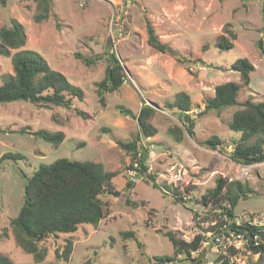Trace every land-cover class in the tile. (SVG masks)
I'll return each mask as SVG.
<instances>
[{
    "label": "rangeland",
    "instance_id": "374dc122",
    "mask_svg": "<svg viewBox=\"0 0 264 264\" xmlns=\"http://www.w3.org/2000/svg\"><path fill=\"white\" fill-rule=\"evenodd\" d=\"M263 1L247 0L243 6L241 0H51L50 15L41 22L33 21L37 0L0 2V27L17 19L26 35L23 48L37 52L84 93L82 100L73 99L71 108H44L29 101L0 103V156L6 152L24 156L0 158V254L16 264H163L155 258L174 255L169 232L178 240L190 241L197 234L207 238L200 248V264H218V254L228 245L237 249L232 262L264 264V256L250 253L235 237L212 243L204 230L216 218L197 203L216 177L240 180L253 193L235 207V221L264 226V161L240 164L228 156L238 135L228 127L232 112L245 99L264 101V54L257 46L261 39L264 48ZM147 23L174 55L148 44ZM225 26L235 38L233 47L222 51L216 43L220 35L227 36ZM107 51L122 63L126 80L118 89L104 92L101 103L96 87L104 76ZM14 52L0 55V84L12 73ZM80 56L99 58L86 65ZM241 57L254 69L249 83L239 88L238 104L202 112L203 99L213 94L216 84L239 83V73L230 65ZM179 92L190 96L193 138L171 106ZM142 101L155 110L150 122L156 132L148 138L139 134L133 117L120 111L136 114ZM73 108L82 110L85 118ZM170 127L176 128L175 135L168 133ZM38 129L63 131L65 137L55 147L29 133ZM178 133L180 140L175 138ZM213 135L223 140L221 147L202 144ZM135 141L147 149V169L131 175L133 153L120 143ZM59 158L94 161L114 171L118 195L101 196L107 212L96 226L82 224L75 232L60 235L59 242L73 240L68 261H56L52 240H46L38 243L46 248L44 259L34 262L15 240L10 220L22 204L25 177L40 164ZM175 187L184 201L171 195ZM124 231H132L134 237H123ZM197 256L192 252L190 258ZM182 258L183 254L176 255Z\"/></svg>",
    "mask_w": 264,
    "mask_h": 264
},
{
    "label": "trees",
    "instance_id": "16d2710c",
    "mask_svg": "<svg viewBox=\"0 0 264 264\" xmlns=\"http://www.w3.org/2000/svg\"><path fill=\"white\" fill-rule=\"evenodd\" d=\"M245 1L241 0L242 5ZM4 4L5 0H0ZM37 12L33 15V21L46 20L51 11V0H37ZM264 4V1H263ZM264 22V16H263ZM229 24L227 23L226 26ZM223 31L227 36L220 35L217 47L220 50H228L233 47L231 40L235 33L226 28ZM147 42L160 52H175L161 41L155 34L152 26L147 23ZM26 35L22 24L15 18L0 27V55L8 56L11 51L12 73L5 75L0 84V103L15 101H29L32 104L50 108L59 106L71 108L73 99L82 100L83 90L71 82L60 71L52 69L47 61L37 52L24 49ZM260 53L264 54L262 40L257 42ZM107 65L103 78L97 82L96 92L99 101L103 103V93L118 89L126 80L123 66L113 52H106ZM86 65L93 64L99 56H80ZM230 68L239 73V83L225 81L216 84L213 94L203 99V110L220 111L225 107L237 103V93L241 85H247L250 81V73L254 69L253 64L244 57L237 58ZM241 107L234 110L228 122L230 130L237 137L232 139V149L228 152L229 158L240 164H253L264 161V101L254 102L245 99L239 104ZM172 107L176 108L178 118L185 125L186 133L194 137V118L191 116L190 96L185 92L175 95ZM74 109V108H73ZM76 114L85 118L82 110L74 109ZM125 115L133 117L138 125L139 134L148 138L155 134L156 129L150 122L154 108L144 101L138 113L120 108ZM200 112V113H202ZM20 133L23 129L17 130ZM168 133L175 135L176 128H168ZM179 131V130H178ZM30 134L51 143L57 147L64 139L63 131H48L38 129ZM176 135V140H180ZM202 144L210 149H216L223 144V140L216 135L210 136L202 141ZM123 147L132 151L133 160H137L136 171L144 173L147 169L144 161L147 155L146 147L135 142L120 143ZM1 159L17 160L24 158L20 153L6 152L0 156ZM132 160V161H133ZM132 163V162H131ZM132 167V164L129 166ZM116 175L114 171H107L103 166L94 161H80L68 158H59L48 164H40L33 173L25 177L23 182L22 204L16 214L10 220L15 240L20 248L31 254L34 262H40L46 255V248L39 247L41 241L52 240V251L56 261H68L73 251V240L66 237L59 242L61 234H71L80 225L87 224L96 226L106 215V207L101 199L102 195H118L112 182ZM147 179L154 187L159 185L154 178L147 174ZM177 191V192H176ZM253 190L244 182L237 179L216 177L214 186L203 193L197 203L202 209L212 213L216 220L207 226L205 233H210V240L217 244L221 238H227L231 234H242L246 249L252 254L264 256V226L253 223L251 220L236 222L235 207L249 198ZM171 195L176 199L184 201L177 187L173 188ZM123 237H134L132 231L122 232ZM166 236L174 249V255L161 256L155 259L163 264L190 258L192 252H198L191 264H200L203 254L200 250L203 241L207 238L197 234L190 241L178 240L171 233ZM237 253V249L228 245L216 258L218 264H236L231 257ZM183 254L185 258L176 259V255ZM0 264H16L7 255L0 254Z\"/></svg>",
    "mask_w": 264,
    "mask_h": 264
},
{
    "label": "built area",
    "instance_id": "2783aa9c",
    "mask_svg": "<svg viewBox=\"0 0 264 264\" xmlns=\"http://www.w3.org/2000/svg\"><path fill=\"white\" fill-rule=\"evenodd\" d=\"M131 164H132V167H129V169H131V170L129 171V173H130L131 175H133V174H134V171H136V168H138L137 160H133ZM252 222L255 223V224L261 225V224L255 222V221H252ZM230 237H235L238 241H244V240H245L242 234H231V235H230L229 237H227V238H230ZM232 246H233V245H232Z\"/></svg>",
    "mask_w": 264,
    "mask_h": 264
},
{
    "label": "water",
    "instance_id": "95a60500",
    "mask_svg": "<svg viewBox=\"0 0 264 264\" xmlns=\"http://www.w3.org/2000/svg\"><path fill=\"white\" fill-rule=\"evenodd\" d=\"M192 262H194L193 259H191V258H186V259H182V260L177 261L176 264H191Z\"/></svg>",
    "mask_w": 264,
    "mask_h": 264
}]
</instances>
